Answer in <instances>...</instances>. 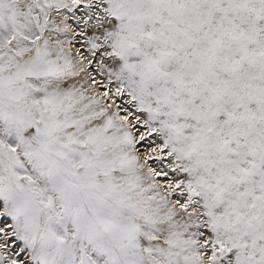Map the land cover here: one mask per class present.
<instances>
[{
	"label": "snow or ice",
	"instance_id": "obj_1",
	"mask_svg": "<svg viewBox=\"0 0 264 264\" xmlns=\"http://www.w3.org/2000/svg\"><path fill=\"white\" fill-rule=\"evenodd\" d=\"M0 264H264V0H0Z\"/></svg>",
	"mask_w": 264,
	"mask_h": 264
}]
</instances>
